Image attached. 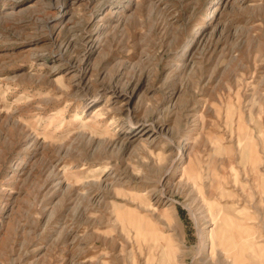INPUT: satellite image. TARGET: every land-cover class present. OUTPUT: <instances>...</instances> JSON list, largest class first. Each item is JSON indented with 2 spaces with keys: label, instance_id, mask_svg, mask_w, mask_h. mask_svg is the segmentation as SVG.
Here are the masks:
<instances>
[{
  "label": "rangeland",
  "instance_id": "rangeland-1",
  "mask_svg": "<svg viewBox=\"0 0 264 264\" xmlns=\"http://www.w3.org/2000/svg\"><path fill=\"white\" fill-rule=\"evenodd\" d=\"M0 264H264V0H0Z\"/></svg>",
  "mask_w": 264,
  "mask_h": 264
},
{
  "label": "bare ground",
  "instance_id": "bare-ground-1",
  "mask_svg": "<svg viewBox=\"0 0 264 264\" xmlns=\"http://www.w3.org/2000/svg\"><path fill=\"white\" fill-rule=\"evenodd\" d=\"M209 224V223H208ZM210 226H211V229L208 231V233H209V239L211 238V240H210V243L209 244H211L212 246L210 247V250L214 247V234H213V225L212 224H210Z\"/></svg>",
  "mask_w": 264,
  "mask_h": 264
}]
</instances>
